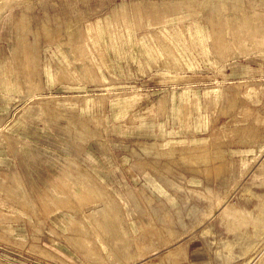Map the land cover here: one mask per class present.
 Masks as SVG:
<instances>
[{
    "label": "rangeland",
    "instance_id": "1",
    "mask_svg": "<svg viewBox=\"0 0 264 264\" xmlns=\"http://www.w3.org/2000/svg\"><path fill=\"white\" fill-rule=\"evenodd\" d=\"M0 264H264V0H0Z\"/></svg>",
    "mask_w": 264,
    "mask_h": 264
}]
</instances>
